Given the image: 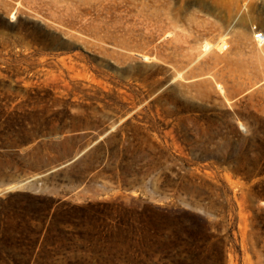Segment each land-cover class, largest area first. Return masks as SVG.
Masks as SVG:
<instances>
[{
  "label": "rangeland",
  "instance_id": "obj_1",
  "mask_svg": "<svg viewBox=\"0 0 264 264\" xmlns=\"http://www.w3.org/2000/svg\"><path fill=\"white\" fill-rule=\"evenodd\" d=\"M167 1L0 0V264H264V0Z\"/></svg>",
  "mask_w": 264,
  "mask_h": 264
},
{
  "label": "bare ground",
  "instance_id": "obj_2",
  "mask_svg": "<svg viewBox=\"0 0 264 264\" xmlns=\"http://www.w3.org/2000/svg\"><path fill=\"white\" fill-rule=\"evenodd\" d=\"M124 1V0H123ZM148 1V0H147ZM167 1V0H166ZM172 1V0H171ZM201 2H206V1H210V2H216V0H200ZM117 2V1H116ZM137 2V1H136ZM168 2V1H167ZM190 2V1H189ZM187 3V2H186ZM203 3H202V5H203ZM143 4V3H142ZM177 4V3H176ZM214 4V3H213ZM180 5V4H179ZM182 5V4H181ZM172 6H173V4H172ZM178 6V5H177ZM188 6V5H187ZM200 6H201V4H200ZM201 8H203V6H201ZM162 7H160V6H154L153 7V9H152V13L155 15V16H157L161 11H162ZM187 9V8H186ZM181 9H179L178 11H177V15L179 14V11H180ZM140 12L143 14V13H146L147 12V8H146V5L144 6V7H142L141 8V10H140ZM176 12V11H175ZM131 13V12H130ZM151 13V12H150ZM222 13V12H221ZM220 13V14H221ZM179 18V17H178ZM172 20H173V18H172ZM141 21V20H140ZM144 22V21H143ZM201 22V21H200ZM139 26V25H138ZM208 26V25H207ZM150 28V27H149ZM193 33V32H192ZM191 35V34H190ZM196 39V38H195ZM162 45V44H161ZM204 49L206 50H208L209 48H210V45H209V42H205V44H204Z\"/></svg>",
  "mask_w": 264,
  "mask_h": 264
},
{
  "label": "water",
  "instance_id": "obj_3",
  "mask_svg": "<svg viewBox=\"0 0 264 264\" xmlns=\"http://www.w3.org/2000/svg\"><path fill=\"white\" fill-rule=\"evenodd\" d=\"M30 180L15 181L12 183L11 187H18L22 184L29 183Z\"/></svg>",
  "mask_w": 264,
  "mask_h": 264
}]
</instances>
